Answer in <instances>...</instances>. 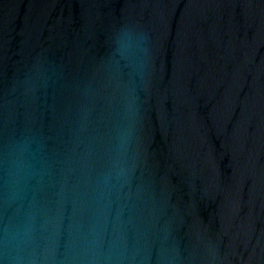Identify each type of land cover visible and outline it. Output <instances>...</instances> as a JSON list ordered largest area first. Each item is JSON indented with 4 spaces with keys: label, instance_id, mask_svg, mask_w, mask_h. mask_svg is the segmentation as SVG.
<instances>
[{
    "label": "water",
    "instance_id": "obj_1",
    "mask_svg": "<svg viewBox=\"0 0 264 264\" xmlns=\"http://www.w3.org/2000/svg\"><path fill=\"white\" fill-rule=\"evenodd\" d=\"M0 264H264V0H0Z\"/></svg>",
    "mask_w": 264,
    "mask_h": 264
}]
</instances>
